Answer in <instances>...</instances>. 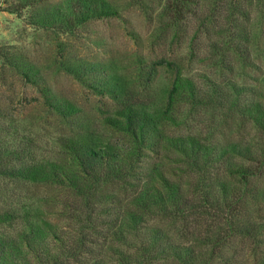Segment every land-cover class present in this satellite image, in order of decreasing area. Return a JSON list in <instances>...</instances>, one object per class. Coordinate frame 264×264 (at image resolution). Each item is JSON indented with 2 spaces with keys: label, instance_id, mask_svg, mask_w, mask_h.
<instances>
[{
  "label": "trees",
  "instance_id": "trees-1",
  "mask_svg": "<svg viewBox=\"0 0 264 264\" xmlns=\"http://www.w3.org/2000/svg\"><path fill=\"white\" fill-rule=\"evenodd\" d=\"M4 1L76 38L121 16L110 0ZM129 1L159 54L137 52L125 72L69 57L66 44L58 53L108 99L98 110L112 140L81 136L89 124L51 99L39 69L6 57L69 132L43 156L32 134L1 123L0 264H264V0ZM193 62L204 64L196 77Z\"/></svg>",
  "mask_w": 264,
  "mask_h": 264
},
{
  "label": "rangeland",
  "instance_id": "rangeland-1",
  "mask_svg": "<svg viewBox=\"0 0 264 264\" xmlns=\"http://www.w3.org/2000/svg\"><path fill=\"white\" fill-rule=\"evenodd\" d=\"M110 1L117 5L120 18L94 20L76 38L70 33L54 34L37 27L29 23L31 8L17 13L9 12V1L0 0V125L6 123L12 126L10 130L18 134H32L43 156L57 155L60 146L58 137L68 130L62 127V120L44 102L39 88L25 82L6 57L33 64L39 69L44 80L42 84L46 86L51 99L71 105L75 121L89 124V134L84 132L81 136L102 142L112 140L113 133L100 120L98 110L108 99L96 96L58 64L61 60L59 47L64 44L69 57L86 62L114 60L119 70L125 69V72H128L125 66L135 58L137 52L146 54L147 60L160 53L159 49L154 54L149 53L151 25L140 10L129 0ZM174 51L184 54V47L175 44ZM203 65L193 62L189 65L188 74L196 77ZM170 81L171 72L165 66L159 67L151 84L152 90L160 97Z\"/></svg>",
  "mask_w": 264,
  "mask_h": 264
}]
</instances>
